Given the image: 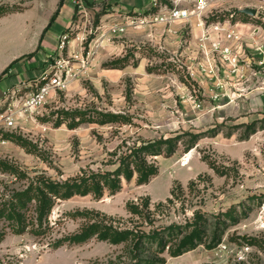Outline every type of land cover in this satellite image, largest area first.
I'll return each mask as SVG.
<instances>
[{"label": "rangeland", "instance_id": "obj_1", "mask_svg": "<svg viewBox=\"0 0 264 264\" xmlns=\"http://www.w3.org/2000/svg\"><path fill=\"white\" fill-rule=\"evenodd\" d=\"M85 1L87 29L66 28L72 44L65 55L72 56L73 70L65 87L4 131L9 141L0 148V207L17 192L44 187L47 178L72 182L113 171L143 141L171 139L175 151L163 142L161 153L144 154L157 167L147 182L135 174L130 181L122 177L118 191L57 198L41 225L36 198L18 205L27 226L18 232L0 218V264H264V92L256 90L252 70L242 76L222 57H172V50L162 52L138 32L112 36L83 63L75 56L87 52L103 19L109 24L141 8V0L128 1L126 11L116 10L112 0ZM144 1L150 7L151 0ZM58 2L0 0V74ZM263 3L213 0L206 19L234 12L235 19L259 23L242 9L260 11ZM15 11L25 13L18 18ZM58 15V23H66L67 11ZM80 15L74 7L71 21ZM24 19L33 29L20 36ZM158 26L168 27L158 24L153 34ZM189 30L182 28V41ZM80 32L83 42L76 39ZM20 95L21 104L26 93ZM92 222L133 234L119 243L98 236L69 240ZM187 236L196 244L175 255Z\"/></svg>", "mask_w": 264, "mask_h": 264}, {"label": "built area", "instance_id": "obj_2", "mask_svg": "<svg viewBox=\"0 0 264 264\" xmlns=\"http://www.w3.org/2000/svg\"><path fill=\"white\" fill-rule=\"evenodd\" d=\"M172 1L173 5H169L164 0H151L150 7H141L128 13L126 11L120 20L104 25L106 28L102 32L100 29L103 25H98V37L92 39L93 42L85 54L80 52L75 57H83L82 62L86 63L85 57H92L103 45L105 38L110 39L112 36L126 34L130 28L152 30L158 24L169 27L178 20L195 17L197 25L201 27V35L198 39L199 50L196 57H207L209 62L210 57H222L232 67L231 71L239 72L242 76L245 75L244 69L250 68L254 80L257 81L256 90L264 92V13H261L264 11V3L260 6L261 10L258 9L253 15L254 18L261 20L256 23L257 28L245 34L239 28V25L244 23L235 19L234 12L228 16H219L212 21L206 19L210 17L213 0ZM74 5L81 15L78 21H71L68 30L76 28L86 30L89 20L88 17L85 20L83 17L88 14V5L85 0H74ZM68 30L59 35L57 52L49 55L53 57L52 61L49 60L47 63L48 60H46L44 69L33 84V89L26 93L25 100L20 104V97H22L20 93L23 92L21 87L7 90L0 99V148L9 141L4 131L17 126L19 116L41 107L47 101L49 93L57 88L65 87L68 77L72 75L73 65L71 59L68 58L72 56L65 55L66 48L72 44L71 33ZM81 33L76 39L83 42L85 36ZM212 70L213 66L209 64L208 71Z\"/></svg>", "mask_w": 264, "mask_h": 264}, {"label": "trees", "instance_id": "obj_3", "mask_svg": "<svg viewBox=\"0 0 264 264\" xmlns=\"http://www.w3.org/2000/svg\"><path fill=\"white\" fill-rule=\"evenodd\" d=\"M64 3V0H60L58 3V8L51 17V20L47 27L45 28L41 40L44 36V33L48 31L52 22L58 16L61 7ZM13 12V11H12ZM0 14V16L4 15ZM245 18H249V15L245 14ZM34 52L25 54L22 57L32 55ZM14 60L9 66H7L2 73L0 74V80L9 72L10 67L14 64ZM171 139L165 140H155V141H143L139 145H134L130 150V153L120 160V164L113 171H107L103 174L101 173H91L88 176L82 177L79 180L75 181H57L51 178L44 180V187L40 186H31L21 192H17L12 195V201L3 203L0 207V218H5L9 222H12L16 226L18 232H22L27 226L26 219L24 214L18 209L26 207L27 203L30 202L33 198H36L38 203L36 204V211L38 213L37 220L40 225L43 223L44 217L48 215L55 203L57 198L66 199L75 194H88L91 191H94L96 195H102L104 188L108 187L112 191H118L121 187V179L124 177L126 180L130 181L133 179L136 174L138 177L139 183L147 182L153 175L157 173V167L153 164L148 163L144 154L152 153L159 154L161 153V144L165 142L169 146V152L173 153L175 151V145ZM17 201H16V200ZM15 201V202H14ZM133 234L130 230H117L111 225L102 224L101 222H92L89 225L85 226L80 232L74 234L72 237H69L70 241L73 242H84L90 237L98 236L103 240H109L112 243H119L127 240ZM157 234V233H156ZM2 232L0 231V240L2 239ZM158 235H155L156 237ZM146 238V237H145ZM187 236L185 239L181 240L176 249L173 250L175 255H178L185 250L191 248L195 245V241L188 239Z\"/></svg>", "mask_w": 264, "mask_h": 264}, {"label": "crops", "instance_id": "obj_4", "mask_svg": "<svg viewBox=\"0 0 264 264\" xmlns=\"http://www.w3.org/2000/svg\"><path fill=\"white\" fill-rule=\"evenodd\" d=\"M60 1V0H59ZM130 0H112V2H118L115 3L113 6L116 10L126 11L130 7L128 3ZM128 2V3H127ZM59 3V2H58ZM146 1L141 0L137 4V7L134 6V8H140L145 7ZM74 4L73 0H64V3L61 7V9H64V11H67L68 20H66V23H58V16L56 19L52 22L50 28L48 31L44 33V36L41 40L42 34L47 27V21L51 20L52 15L54 14V11L49 12V18L46 22L43 23L42 28L32 30V34L30 36L31 41L29 45L17 52L11 55L10 57H22L25 54H29L31 52H34V54L30 56H25V58L17 61L14 63V65L9 69V72L4 75V77L0 80V99L3 98L5 92L9 89L13 88H19L21 87L25 93L31 91L33 87H31V80L36 81L40 73L45 67V62L47 60V57H49L50 54L56 53L57 44L59 35L66 30L71 24V19L74 12ZM132 7V6H131ZM24 11H18L14 12L12 14L15 15V17L22 18V14H24ZM117 13H113L112 15L115 16ZM110 15V14H106ZM117 19V18H116ZM103 22L100 23L102 26V29L100 31H104L106 27L104 25H107L105 19L102 20ZM50 22V21H49ZM244 24H240L239 28L240 30L247 34L250 31V28H257V25L253 21H245ZM23 26V27H22ZM30 26L31 29L33 27L31 25H28V21L25 19L22 21V25L20 24L18 27L19 29V35L21 36L22 33L26 28ZM182 26H189L190 28V36H188L185 40H181V32H182ZM150 30V32L148 31ZM153 30L149 28L141 29L140 31H128L126 33L129 34V32H138L140 35L146 36V38L150 39L152 44L158 47L162 52L165 50H172L173 56L172 57H196L197 56V46L199 45L198 37L201 35V27L197 25V19L195 17H192L190 19H184V20H178L175 23H173L169 27L164 26H158L155 28V33H152ZM100 32V33H101ZM125 35V34H124ZM27 35L24 37L26 38ZM109 40L107 38L104 39L102 46L109 45ZM124 45V44H123ZM180 47H182V50H180ZM32 49L31 51H28L27 49ZM15 59V60H16ZM35 83V82H34ZM30 88H27L29 87Z\"/></svg>", "mask_w": 264, "mask_h": 264}, {"label": "water", "instance_id": "obj_5", "mask_svg": "<svg viewBox=\"0 0 264 264\" xmlns=\"http://www.w3.org/2000/svg\"><path fill=\"white\" fill-rule=\"evenodd\" d=\"M242 11L249 15H255L257 12L256 8L253 7H245L244 9H242Z\"/></svg>", "mask_w": 264, "mask_h": 264}]
</instances>
